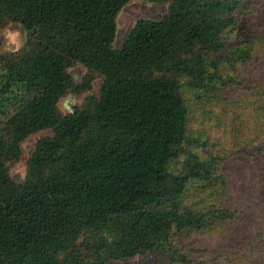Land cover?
Segmentation results:
<instances>
[{
	"label": "trees",
	"instance_id": "16d2710c",
	"mask_svg": "<svg viewBox=\"0 0 264 264\" xmlns=\"http://www.w3.org/2000/svg\"><path fill=\"white\" fill-rule=\"evenodd\" d=\"M130 1L0 0V31L27 32L0 50V264H264L255 195L234 196L226 158L192 141V99L221 103L264 66V0H146L166 12L139 19L117 48ZM253 90L264 120V82ZM70 94L86 96L64 112ZM256 156L251 188L262 192L264 145Z\"/></svg>",
	"mask_w": 264,
	"mask_h": 264
},
{
	"label": "rangeland",
	"instance_id": "374dc122",
	"mask_svg": "<svg viewBox=\"0 0 264 264\" xmlns=\"http://www.w3.org/2000/svg\"><path fill=\"white\" fill-rule=\"evenodd\" d=\"M168 5H162L155 2L146 0H132L126 4L120 11L117 19L118 31L117 38L115 40V46L120 47L129 33V31L135 26L139 19H157L161 17L167 10ZM264 19V12L259 15ZM19 33L18 36L14 35ZM27 32L20 23L12 22L0 31V50L2 51H16L25 43ZM236 67V69H234ZM232 67L229 64H222L224 73L231 74V76L238 73L244 75L247 73L245 66L235 64ZM251 66V70L247 74L252 75L250 80H241L238 88L230 94V98L218 103L210 102L207 98L194 97L192 100L196 107V114L192 123L193 133L198 136L192 138V141L198 145L199 153L204 157L208 152H218L223 158H226L225 166L220 165L222 172L226 173L230 177V190L234 196H245L251 198L255 195L251 201H249V207H252L256 211L257 216L252 224L253 235L259 234V223L264 220V185L263 191L260 192L256 188H251L254 183L253 170L257 166L258 156L256 153L264 145V120H257L254 115V109L251 108V102L254 98V87L258 88L260 82H264V66L262 68H256ZM71 72L76 74L77 80H80L86 69L83 66H76L71 69ZM225 74V76H226ZM230 77V76H229ZM257 80V81H255ZM100 81H95L93 91L98 89ZM83 94L81 97H77L70 94L64 97L60 106L64 112H68L69 107L65 104V99H70L67 103L70 108L72 105L82 102ZM240 133L241 143L237 142L235 133ZM51 130H43L37 134L31 135L24 143L23 148L25 151L24 158L11 165V174L16 179L25 178L28 170L27 158L37 141L41 136L50 134ZM247 142V145L245 142ZM208 142V143H203ZM205 149V150H201ZM248 152L245 154V151ZM259 209H263L262 212ZM258 240V238H256ZM264 240V239H263ZM217 237H206L205 243H216ZM140 259H134L129 264H141Z\"/></svg>",
	"mask_w": 264,
	"mask_h": 264
},
{
	"label": "water",
	"instance_id": "95a60500",
	"mask_svg": "<svg viewBox=\"0 0 264 264\" xmlns=\"http://www.w3.org/2000/svg\"><path fill=\"white\" fill-rule=\"evenodd\" d=\"M75 78L77 79L76 74H75ZM69 100H70V99L66 98L64 102H65V104L67 105V107H69V109H71L70 106L67 104V103L69 102Z\"/></svg>",
	"mask_w": 264,
	"mask_h": 264
},
{
	"label": "clouds",
	"instance_id": "9594fccd",
	"mask_svg": "<svg viewBox=\"0 0 264 264\" xmlns=\"http://www.w3.org/2000/svg\"><path fill=\"white\" fill-rule=\"evenodd\" d=\"M14 35L18 36V35H19V33H15ZM15 50H18V49H15Z\"/></svg>",
	"mask_w": 264,
	"mask_h": 264
}]
</instances>
